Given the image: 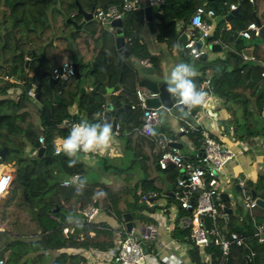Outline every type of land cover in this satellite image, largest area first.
Here are the masks:
<instances>
[{"label": "trees", "instance_id": "trees-1", "mask_svg": "<svg viewBox=\"0 0 264 264\" xmlns=\"http://www.w3.org/2000/svg\"><path fill=\"white\" fill-rule=\"evenodd\" d=\"M122 0H0V148L7 147L3 163L13 169L14 178L10 182L0 204V259L3 264H26L21 258L29 252L38 251V258L43 259L48 251L63 247L95 248L108 251L115 245V231L106 220L101 218L87 221L81 209L94 205L100 208L104 216L113 217L124 222V212H130L133 220L152 223L154 219L145 214L155 207L148 206L141 195L149 191H159L154 179L149 177L148 167L152 165L160 169L158 158L162 149L153 151L150 165H147V154L139 148L145 143L155 147L158 133L144 135L140 132L142 125V109L123 108L117 116L115 137L123 141L125 148L133 152L132 163L139 160V168L143 175L135 183L127 180L125 185L114 188L101 182L98 178L86 180L82 191L62 185L63 179L88 173L84 162L74 167L68 166L69 158L63 153L54 152L57 136L67 137L69 124H62L63 119L71 121L87 120L95 123L104 111L106 86L120 83V89L111 94L115 108L124 103L137 101L135 95L136 62L146 58L159 69L160 57L152 54L141 41V30L145 25L142 8L126 12L122 17L121 35L124 45L130 54L120 57L115 38V27L107 28L95 18L83 22L79 28L74 27L67 18L76 23L83 21L78 11L91 12L94 8H106L112 3L120 4ZM264 0H162L159 4L161 29L157 33L158 41L176 43L183 31L178 22L188 25L189 18L197 5H205L215 12L214 24L207 42L218 41L226 49L238 52L235 56L224 54L213 59L194 58L183 46L179 55L184 63L198 67L201 74L193 78L199 90L204 78L209 79L207 91L221 100L230 116L219 123L222 131L230 133L239 140L264 141V54L257 56V46L264 37L251 35L244 38L240 31L247 24L264 15L260 8ZM235 4L237 12L231 19H226ZM259 40V41H257ZM253 47V57H246L244 49ZM42 56L41 59L38 57ZM71 58L79 63L81 77L71 75L67 79L58 80L51 89L48 75L64 59ZM119 58L120 61H119ZM93 60V62H91ZM27 61V63H26ZM211 68L206 75L204 71ZM11 71V73H10ZM16 76L14 80L12 77ZM31 82L40 83V99L29 96L27 91ZM85 82L91 84L89 91H81ZM20 86L16 97L8 96V90ZM57 94L58 97H55ZM76 106L73 113L70 107ZM30 107H35L39 119L38 125L32 121ZM199 105L188 111L187 117L199 110ZM183 113V111H178ZM184 114V113H183ZM202 126L188 132L187 136L200 152L203 137ZM160 133L167 139H177L178 133L166 125L160 126ZM39 135L44 137L43 143L38 141ZM213 136V135H211ZM44 146V153L36 157L37 148ZM35 151V152H34ZM36 157V160L34 158ZM187 159H195L194 153H184ZM110 172H126L131 176V166L121 167L106 164ZM130 169V170H128ZM174 176L183 172L168 166L162 169ZM237 182H235V185ZM250 193L264 199V166L255 181L246 180L244 186ZM242 187L238 189L241 193ZM173 196H166L178 207V217L190 211L181 206L180 195L194 198L195 193H188L177 184L172 189ZM125 201V207L120 203ZM227 207L230 202L227 201ZM232 211L225 218L219 219V227L223 232L232 230L243 234L247 245L232 244L228 254L221 259L220 251L211 248V262H201L197 253V245H193L191 259L197 264H264V243L254 236L255 225L264 221V205L257 206L250 214L242 201H237ZM224 212V211H223ZM209 224V219L204 218ZM174 228V236L180 240L190 241V229L178 225ZM263 225V224H262ZM68 227L67 233L63 228ZM123 234V232H121ZM148 242V241H147ZM11 252L7 253L8 250ZM153 247L148 244L147 253ZM253 251V255L251 254ZM43 264V260H40ZM50 264H86L84 256L78 253L58 252ZM110 264V262L108 263ZM159 264H165L161 261Z\"/></svg>", "mask_w": 264, "mask_h": 264}, {"label": "crops", "instance_id": "crops-1", "mask_svg": "<svg viewBox=\"0 0 264 264\" xmlns=\"http://www.w3.org/2000/svg\"><path fill=\"white\" fill-rule=\"evenodd\" d=\"M260 13L264 15V2L262 3V6L260 8ZM156 19L157 18H155V20ZM206 20H209L210 22H212V24H214V18L206 17ZM261 25H264V19L263 21H261ZM106 27L111 28L112 26L110 24ZM177 27L182 28L183 30L179 34V36L182 33H186V31L189 29V25L183 26L182 22H178ZM160 29L156 28L153 32H151L147 28L145 22V25L141 30V41L145 44L147 49L152 54L158 55L160 57V64H159L160 67L159 69H157L149 61L146 64H140L138 60L136 62V73L138 75V79L136 80V89L139 88L138 82L142 78H149L158 82H165L166 77L168 76L171 68L175 64L182 62L179 55L180 46L178 42L174 43L171 41L168 42L158 41L156 35L160 31ZM115 31L118 35L116 27H115ZM259 40L257 41L260 42V45L257 46L256 48H257V56L261 57L262 54H264V40L262 39ZM199 42L201 44L200 48L206 53V59L207 58L213 59L218 56L223 57L228 50L234 52L235 54H238V52L235 51L234 49H226L218 41H211V42L199 41ZM244 52L247 58L253 57V47L245 48ZM260 62L264 63L262 57L260 59ZM146 65L151 66V69L149 71H145L143 69V67ZM195 70L196 73L198 74L202 73V71H200L198 67H196ZM211 71H212L211 68H207L204 71V73L206 75H209ZM12 78L14 80L17 79L16 76H13ZM83 87L84 90L89 91L92 86L89 82H85ZM20 89H21L20 86L11 87L8 90V96L13 98L16 97L19 94ZM158 108L160 112V117L158 121L159 126L166 125L173 132L178 133L177 131L178 124L180 123L182 118L187 117L184 116L185 114L183 113L188 112V110L184 109L183 113H180L178 111H180L181 109H175V107L168 109L161 105ZM210 108L212 111L217 112L216 119H212L208 116L200 117L194 120V124L196 126L201 125L203 127L202 131H206L207 133L210 134V136L213 135L222 144L230 147L232 150L236 152L234 158L229 160L226 163V165L223 167L219 177L221 182L219 186L220 189L219 191L220 193L225 192L228 194L230 206L232 208L235 205V203H237V201H241V193H238V189L240 188L239 182L240 181L245 182L246 180L255 181L259 173L263 169L264 141L259 138H256L254 141L251 142L246 140L247 141L246 151H244L243 153L238 152L239 148L242 145L243 140L234 138L231 132L230 133L223 132L222 126L219 123L221 120H225L229 118L230 113L228 109L222 104L220 99L214 96L212 98V101L210 102ZM70 110L73 113L77 112L75 105L70 107ZM30 111L33 115L32 107H30ZM100 120L104 121L103 119ZM38 123H39V119H38ZM62 124L65 125L66 123H62ZM116 131L112 130L114 140L113 142L110 143L107 149H104L99 152L81 151L83 153H86L81 157V160L84 162L86 168L88 169V173L84 177L85 181L88 179L93 180L98 178V180H100L101 182H104L106 184L111 185L114 188H117L122 185H125L127 183V180H129L128 181L129 183L133 184L138 178H140L143 175V171L138 166V163H140V161L137 160L132 163L133 152L131 150L126 149L123 141L115 137ZM63 138L65 137L57 136L55 138L56 145L61 146ZM158 139L162 140L159 136ZM168 140L169 139L166 138V141ZM171 140H177L182 142L183 147L180 150L183 154L194 153L195 155H197L198 150L194 146L192 141L188 138L187 134L178 133L177 139H171ZM156 144L157 145L155 147H150L145 143L139 144V148L141 149V151L147 154V159H146L147 165H150L151 160L153 158L152 153L157 149V147L161 149L170 147L166 143L160 144L159 140L156 141ZM125 163H129V166H131L130 169L133 171V175L130 176L127 173V171L112 173L110 172V168L107 169L104 167L106 164L118 165L123 167V164L125 165ZM8 168H11L10 165L3 163L0 165V172ZM160 172L162 173V175L159 174ZM148 174L149 177L154 179V183L159 188V191H157L158 195L153 199L151 205H148L155 207V209L153 211H148V210L145 211V214L151 216L154 219V222L142 223L139 222L138 220H133L131 218V221L133 223L132 227L135 229L136 232L141 233L142 231L146 230L149 231L150 234L152 235V240L145 243H146V247L148 246V244L151 245V247H153V250L149 253H146L143 256L144 258L143 264H159L161 261L165 262V264H197L194 263V261H192L191 259V252L194 245L191 242V240L190 241L180 240L174 236V228L176 226L177 220L179 221L177 223L178 225L181 226L182 224L180 222V218L178 217L179 211L177 205L173 201L171 200L169 201L166 198L167 195L173 196L172 189L175 185V181L180 176L179 173L177 172L174 176H172L170 172H167L162 169H155L152 165H150L148 167ZM235 182H237L236 185ZM120 206L124 208L125 201H122L120 203ZM124 213H127V211ZM99 218L106 220L108 225L111 228H113V230L115 231V245H114L115 247L122 236L121 232L123 231V227H125L126 220L124 219L123 223L118 222L113 217L104 216V214H102L101 211L96 219ZM262 224L264 226V221ZM1 229L2 227H0V230ZM198 248L199 249L197 250V253L200 256L201 262L204 263L205 262L204 259L206 258L205 254L201 251V247L198 246ZM69 249L71 251H65L62 249L50 250L46 252L47 256L44 257L43 259L38 258V251L29 252L28 254L24 255L21 258V261H26V264H42L40 260H43V264H50L53 257L58 252L65 251L67 253H75V254L78 253L84 256L86 259V264H108L110 262V254L108 251L98 250L95 248L85 249V248L69 247ZM9 252H11L10 249L7 251V253Z\"/></svg>", "mask_w": 264, "mask_h": 264}, {"label": "built area", "instance_id": "built-area-1", "mask_svg": "<svg viewBox=\"0 0 264 264\" xmlns=\"http://www.w3.org/2000/svg\"><path fill=\"white\" fill-rule=\"evenodd\" d=\"M253 1V0H251ZM162 0H122L120 4L112 3L106 8H94L91 13L92 17L102 23L105 27L110 25V22L115 18L122 19L126 12L142 8L147 4H160ZM231 9H235L236 5L231 4ZM215 12L212 8H207L205 5H197L189 18V29L186 31V40L183 47L189 51L194 58H200L204 52L196 45L199 41H206V37L210 34L213 24L208 18H214ZM260 35V26L251 21L246 28L240 31V35L244 38H250L251 35ZM140 64L148 63L147 59H140ZM52 77L60 79H67L74 75V61L71 58L64 59L51 72ZM209 79L204 78L200 87L206 93L204 101L199 105V110L191 115V117H184L178 124V133L187 134L196 129L194 120L200 117H206V108L212 101V94L207 91ZM36 82H31L27 91L29 96H35ZM137 101L130 103L131 108L140 107L142 109V125L140 131L145 135L153 133V126L158 123L160 112L158 107L148 106L146 103L147 97H154L157 94L145 88H138L135 90ZM174 104H177L176 101ZM264 113V109L262 111ZM79 121H71L63 119L62 123L69 124L70 127ZM150 129V130H149ZM203 142L201 150L196 155L195 159H187L184 154L177 147L163 148L158 158V165L160 169H166L168 166H175L179 168L183 174L177 178V184L184 187L188 193H195V197L191 198L189 195H180L178 191L175 192L177 198L180 199L181 206L190 211L180 217V222L184 228L190 229V240L194 245L201 247V251L205 254V262H211L210 251L211 248L220 251V258L223 259L229 251L232 244L241 246L247 245L245 237L234 230L230 232H223L219 227V219L224 216V208L227 207V201H224L220 196V173L226 163L233 159L236 152L230 147L222 144L216 137L210 136L206 131H201ZM160 144H164L162 140L158 139ZM171 141V139H169ZM38 141L43 143L44 137L39 135ZM61 146L56 145L54 152ZM247 141L243 140L238 152L246 151ZM74 177L63 179L61 184L70 186L76 191H82V185ZM14 178L12 168H8L0 172V202L2 196L6 193L10 182ZM241 201L246 209V212L251 215L254 209L258 206L251 193L245 188L244 182L240 181ZM158 195L157 191H149L141 195V199L146 205H151L153 199ZM81 213L87 221L95 220L100 213L98 206L89 205L81 209ZM204 218L209 219V224ZM68 227L63 228V232L67 233ZM123 234L117 245L108 250L110 254V264H139L143 258L142 249L138 240L147 242L152 240V235L149 231H142L138 233L132 227L127 230L123 227ZM254 236L260 243H264V226L261 223L255 225ZM65 251H71L69 247L61 248ZM253 255V251H251ZM0 264L3 260L0 259Z\"/></svg>", "mask_w": 264, "mask_h": 264}, {"label": "water", "instance_id": "water-1", "mask_svg": "<svg viewBox=\"0 0 264 264\" xmlns=\"http://www.w3.org/2000/svg\"><path fill=\"white\" fill-rule=\"evenodd\" d=\"M78 11L82 14L83 16V21H81L80 23H76L75 21H73L71 18H67V22H70L74 25V27L79 28L82 26L83 22L91 19L92 18V13L91 12H86L83 11L80 7H78ZM237 12V9H232L230 11V13L227 15L226 19H231L232 16H234ZM143 13H144V20L146 22V26L147 28L153 32L156 28L160 29L161 28V24H160V10H159V5L158 4H147L143 7ZM155 18H157L155 20ZM255 22L260 26V36L264 37V25H261V22L258 18H255ZM111 26L116 27L118 35L115 38V43H116V47L118 50V53L121 57H126L130 54L129 50L126 49L125 45H124V37L120 34L121 33V25H122V19L120 18H115L110 22ZM186 33H182L179 37H178V44L180 47H182L183 41L186 40ZM196 45L198 47L201 46L200 42H197ZM227 54L229 55H233L235 56L236 54L230 50L227 51ZM39 59L42 58V56L38 57ZM200 58L202 59H206V53L203 52L200 56ZM121 58H119L120 61ZM93 62V60L91 61ZM27 63V61H26ZM143 69L145 71H149L151 69L150 65H146L143 67ZM46 74L48 75V85L49 87L52 89L55 85V83L58 81L57 78L52 77L51 73L49 71H45ZM11 73V71H10ZM74 76H76L77 78L81 77V72H80V67H79V63L74 62ZM139 88H145L147 90H150L152 92H155L157 95L154 97H147L146 98V103L148 106L151 107H159V106H164L168 109L175 107V109H181L180 107L177 106V104L175 103V99L168 93L165 91L166 88V82H158L149 78H142L139 80L138 82ZM40 83L36 82V86L34 88L35 90V99L39 100L40 99ZM81 91L84 90V87L81 86ZM120 89V83H116L112 86H106V96H105V102H104V111L103 114L101 116H99V119H103L104 121L108 122L111 124L112 126V130L116 131L117 129V116L120 110H122L123 108H128L130 107L129 103H124L122 106H119L117 108L114 107V105L112 104V100H111V94L115 93L117 90ZM55 97H58L57 94H54ZM206 114L208 117L212 118V119H216L217 117V112L216 111H212L210 108V104L209 106L206 108ZM160 130V126L159 123L155 124L153 126V131L155 133H158V136L162 139L163 142H165L168 146L170 147H177L179 149H182L183 145L182 142L177 141V140H168L166 141V137L159 132ZM182 134V133H181ZM7 151V147H2L0 148V165L3 164L4 161V157H5V153ZM44 153V146H40L37 148L36 151V157H40L42 156V154ZM36 157L34 158V160H36ZM172 166V165H171ZM77 180L80 183H84L85 179L83 175H79ZM172 194V192H171ZM251 195L252 197L255 199L256 203L258 206H263L264 205V199L256 196V193L254 190L251 191ZM221 198L224 201H229V196L227 193L222 192L220 193ZM232 211L231 207H225L224 208V217L227 218L228 214ZM124 219L126 220L125 223V227L127 230H130L132 228V221H131V214L130 213H124ZM139 242V245L142 249V253L143 255H145L147 253V247H146V243L142 240L139 239V237L136 238ZM144 263V258H142L139 261V264H143ZM245 264H249V259H246V263Z\"/></svg>", "mask_w": 264, "mask_h": 264}, {"label": "clouds", "instance_id": "clouds-1", "mask_svg": "<svg viewBox=\"0 0 264 264\" xmlns=\"http://www.w3.org/2000/svg\"><path fill=\"white\" fill-rule=\"evenodd\" d=\"M196 75L193 65L180 62L171 68L166 77L165 91L175 99L181 111L184 109L190 111L204 101L206 93L197 88L193 79ZM184 114L187 115L188 113L184 112ZM113 140L110 123L106 121L91 123L87 120H82L70 127L67 137L62 139V144L57 150V154L63 152L69 158L68 166L74 167L78 162L76 157L79 152L102 151L107 149Z\"/></svg>", "mask_w": 264, "mask_h": 264}, {"label": "rangeland", "instance_id": "rangeland-1", "mask_svg": "<svg viewBox=\"0 0 264 264\" xmlns=\"http://www.w3.org/2000/svg\"><path fill=\"white\" fill-rule=\"evenodd\" d=\"M32 111H33V115H32V121L34 122V124L36 125H38V116H37V110H36V108L35 107H32ZM37 116V117H36ZM86 153H83V152H79L78 154H77V157L78 158H80L81 159V157L83 156V155H85ZM109 163V162H108ZM129 166V163H125V165L123 164V167H128ZM129 170V169H128ZM98 174V173H97ZM160 175H162V173L160 172L159 173Z\"/></svg>", "mask_w": 264, "mask_h": 264}]
</instances>
